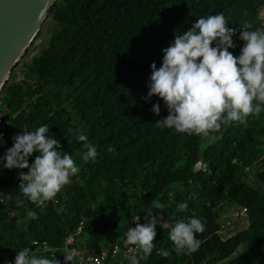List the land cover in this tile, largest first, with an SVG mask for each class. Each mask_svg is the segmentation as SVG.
<instances>
[{
	"label": "trees",
	"instance_id": "trees-1",
	"mask_svg": "<svg viewBox=\"0 0 264 264\" xmlns=\"http://www.w3.org/2000/svg\"><path fill=\"white\" fill-rule=\"evenodd\" d=\"M262 11L264 0H56L47 46L23 62L24 78L11 81L17 63L0 92V115L8 122L0 156L16 134L47 124L48 135L73 156L80 172L58 202L41 209L23 198L20 170L0 162V264L7 253L35 240L58 247V260L66 264L68 234L85 254L107 250L106 264H130L121 253L114 256V245L125 241L133 217L145 222L141 212L157 200L166 209H152L160 216L155 248L140 264H264V112L250 117L247 126L223 127L216 133L220 138L207 145L196 135L158 127L155 122L168 115L164 102L155 95L142 98L151 64L159 68L162 50L198 18L223 13L237 29V47L229 51L239 55L240 28H264ZM156 103L158 116L151 111ZM79 135L97 147L95 161L78 155L86 151ZM199 160L209 169L196 170ZM179 203H187L186 212L177 211ZM28 210L38 219H28ZM230 215L241 219L239 227ZM191 217L205 224L197 234L201 246L190 256L177 255L169 232L177 220ZM160 249L171 255L163 257Z\"/></svg>",
	"mask_w": 264,
	"mask_h": 264
},
{
	"label": "clouds",
	"instance_id": "clouds-1",
	"mask_svg": "<svg viewBox=\"0 0 264 264\" xmlns=\"http://www.w3.org/2000/svg\"><path fill=\"white\" fill-rule=\"evenodd\" d=\"M228 25L229 20L223 13L198 18L191 28L176 34L174 41L162 50L164 55L159 68L155 62L151 64L149 90L142 98L150 101L155 95L164 102L168 115L155 122L158 127L196 135L210 145L220 138L216 133H221L223 127L232 124L247 126L250 117H259L264 112V28L250 30L252 25L244 24L238 37L244 43L240 54L234 55L229 49L237 47L233 39L237 29ZM151 111L158 116L160 104H154ZM49 131L48 125L44 124L35 131L16 134L13 146L0 156L4 168L20 170L19 190L41 209L48 202H58V194L71 184L72 177L78 178L80 172L73 156L63 151L60 141L49 136ZM77 139L86 149L78 154L82 160L95 161L97 147L88 141L86 135H79ZM108 151L115 152V149L110 147ZM34 153L38 155L30 164L29 158ZM208 169L209 164L205 170ZM16 203L22 206L23 201L17 198ZM153 207L162 211L166 209L159 200L153 202ZM153 207L146 209L148 214L144 223H140V216L133 217L135 226L125 233V245L134 246L131 254L125 255L130 264H140L155 248L160 216L153 215ZM187 209V203L177 205L178 212ZM27 218L35 220L38 216L28 210ZM204 231L205 224L196 217L177 220L169 232L176 254L190 256L197 252L202 243L197 234ZM158 254L165 258L171 255L165 249L158 250ZM64 256L67 264L75 261L79 252L72 249ZM14 264L61 262L55 256H36L25 247L18 251Z\"/></svg>",
	"mask_w": 264,
	"mask_h": 264
},
{
	"label": "water",
	"instance_id": "water-1",
	"mask_svg": "<svg viewBox=\"0 0 264 264\" xmlns=\"http://www.w3.org/2000/svg\"><path fill=\"white\" fill-rule=\"evenodd\" d=\"M56 0H0V92Z\"/></svg>",
	"mask_w": 264,
	"mask_h": 264
},
{
	"label": "built area",
	"instance_id": "built-area-1",
	"mask_svg": "<svg viewBox=\"0 0 264 264\" xmlns=\"http://www.w3.org/2000/svg\"><path fill=\"white\" fill-rule=\"evenodd\" d=\"M8 128V122L5 119V117L1 114L0 115V139L5 140L6 130ZM12 147L9 143H6L5 147L3 148V151L6 152L8 148ZM208 167V163L202 160H199L196 163V170L203 169L205 170ZM20 184V181H19ZM24 199H27L23 196ZM29 248L32 251V254L37 255L39 252L41 253H48L50 257L55 256L56 259H58L57 251L58 247L50 246L46 242H40L38 240L33 241V244L29 246ZM64 249H65V255L69 253L72 249H76L79 252V256L76 258L75 262L76 264H106V259H108L109 252L103 251L99 254H85L83 249L79 248L75 245V236L74 234H68L64 239ZM134 250V246L128 245L126 246L123 242L122 244H115L113 248V254L114 256L118 253H121L123 255V258H125L126 254H131V252ZM18 252L16 253H7L3 259V264H12V257L16 256ZM119 261V260H118ZM122 261V260H121ZM215 264H221L220 262H217Z\"/></svg>",
	"mask_w": 264,
	"mask_h": 264
},
{
	"label": "rangeland",
	"instance_id": "rangeland-1",
	"mask_svg": "<svg viewBox=\"0 0 264 264\" xmlns=\"http://www.w3.org/2000/svg\"><path fill=\"white\" fill-rule=\"evenodd\" d=\"M260 16L262 18H264V11L261 12ZM55 25V22L52 21V19L50 17H48L41 29H40V32L37 34V36L40 34V36L35 40L33 41V43L31 44V46L29 47V50L30 52L28 53L27 56H25L20 62H19V65L18 67L16 68V75L14 78L11 79V81H14V80H20L22 78H24L25 76L23 75L22 73V69H23V62L24 61H29L31 60V58L39 53L44 47L47 46L48 44V41H49V37L51 35V33L53 32V26ZM36 36V37H37ZM142 216L145 217L148 213L145 210H143L142 212ZM228 218H230V220H233L234 221V224H236L238 227L240 226L241 223H239V220H241L239 217H237L236 215L235 216H229ZM242 218V217H241ZM242 222L244 224H247V218L244 217ZM238 229V228H237ZM110 239V238H109ZM111 240V239H110ZM108 240V241H110Z\"/></svg>",
	"mask_w": 264,
	"mask_h": 264
}]
</instances>
